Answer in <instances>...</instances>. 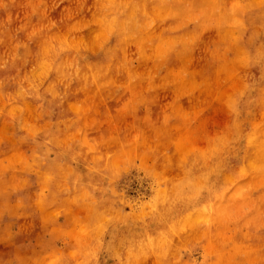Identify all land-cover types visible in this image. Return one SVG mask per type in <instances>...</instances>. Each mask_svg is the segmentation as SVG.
Instances as JSON below:
<instances>
[{
  "label": "rangeland",
  "instance_id": "1",
  "mask_svg": "<svg viewBox=\"0 0 264 264\" xmlns=\"http://www.w3.org/2000/svg\"><path fill=\"white\" fill-rule=\"evenodd\" d=\"M0 264H264V0H0Z\"/></svg>",
  "mask_w": 264,
  "mask_h": 264
}]
</instances>
